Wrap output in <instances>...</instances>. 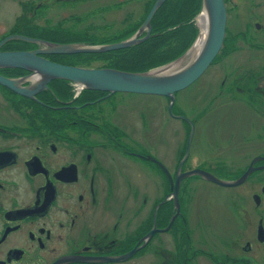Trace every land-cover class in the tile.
<instances>
[{"label": "flooded vegetation", "instance_id": "af4514ba", "mask_svg": "<svg viewBox=\"0 0 264 264\" xmlns=\"http://www.w3.org/2000/svg\"><path fill=\"white\" fill-rule=\"evenodd\" d=\"M92 1L113 0H0V13L10 3L57 17ZM237 26L228 34L227 24L230 45L218 61L227 56L230 69L213 103L195 105L197 118L179 93L172 107L163 97L152 122L160 109L146 102L158 96L59 80L34 100L0 85V264H264V186L253 182L250 203L252 181L264 178V17ZM14 30L0 31V42ZM56 56L44 57L63 64ZM54 83L71 87L67 101Z\"/></svg>", "mask_w": 264, "mask_h": 264}, {"label": "water", "instance_id": "95a60500", "mask_svg": "<svg viewBox=\"0 0 264 264\" xmlns=\"http://www.w3.org/2000/svg\"><path fill=\"white\" fill-rule=\"evenodd\" d=\"M167 1L156 0L141 27L131 37L117 43L60 44L24 36L5 38L0 42V70L19 69L30 72V75L20 79H11L0 75V85L35 100L36 95L47 90L51 82L61 80L75 84L80 91L163 96L170 99L172 107L176 101V94L192 86L204 75L223 47L228 20L225 0H202L201 10L194 19L197 26L200 24L199 33L192 46L177 60L147 72H126L112 68H80L51 62L44 57L49 55L105 54L139 46L153 36L152 20ZM203 17L205 18L204 28L201 26ZM198 21L200 22L198 23ZM10 40L33 44L38 49L2 51L3 46ZM252 172V169L249 170L243 179ZM203 175L225 186H235L240 183V181L225 183L212 176ZM176 194H178V189H176Z\"/></svg>", "mask_w": 264, "mask_h": 264}, {"label": "rangeland", "instance_id": "374dc122", "mask_svg": "<svg viewBox=\"0 0 264 264\" xmlns=\"http://www.w3.org/2000/svg\"><path fill=\"white\" fill-rule=\"evenodd\" d=\"M114 1V0H113ZM112 1V2H113ZM122 2V9L119 11H110L109 9H101L102 7H107L111 3L110 2H91L89 5H87L84 9L79 10H71L69 12H65L62 14H59L57 17L54 15H41V16H35L31 15V13L22 14L20 9H17L18 7L16 5H12L10 3H7L2 12L0 13V18L2 19V23L0 24V31H13V34L16 32V34L11 36H24V37H31V34L35 31L36 26H41L40 22L45 21L46 18H53V21H59L61 19L67 18V17H80L85 18L84 21L80 22L77 20H71L67 21L65 23L66 25H63L65 29L67 30H74V31H81L84 33V31H91V33H94L93 35H106V36H112L117 34L120 30L125 29V25L128 21L130 22H139L142 20V18L145 17V15L148 14L150 9V4L154 2V0H120ZM50 2V0H48ZM169 2V3H168ZM168 6L164 7L163 11L164 13H161L158 15V18L156 22L158 24H161L163 22H166L167 20H177V15L180 16L184 13V7L190 5L193 0H168ZM225 4L227 7V13H228V27H230L231 31L228 32V34L233 33L234 31V25L237 28L239 21L241 18H249L250 16L261 18L264 17V0H225ZM103 5V6H100ZM77 7V6H76ZM160 10V9H159ZM95 14H94V13ZM131 13V14H129ZM230 14V15H229ZM261 15V16H257ZM19 20H22L20 26ZM230 21V23H229ZM200 21H198L199 23ZM233 23L234 25H230ZM45 24V23H44ZM153 25V24H152ZM197 28H200V24H198ZM18 26V27H17ZM24 32L20 33L22 29H24ZM153 29V26H152ZM199 33V31H198ZM182 36V39L179 38ZM178 36L175 39L170 40L167 42L166 45H163L162 48H159L158 55L162 58L163 56L169 55V53H172L175 51V48L179 47L181 44H184L187 41V35L182 34ZM198 37V35H197ZM32 38H39L37 36ZM41 39V38H39ZM230 42H226L223 44L222 49L220 50V53L218 55L219 59L216 58L213 64L210 66V68L202 75L192 86L189 88L179 92L177 95V102L186 103L190 105L191 110L190 113H192V117L197 118L199 117L200 110L203 109L199 106H195L199 103H213L216 93L219 92V88L216 86H219L221 80L223 79V75L227 73V71L230 69V61L228 63L227 56H223L222 60H220V56L222 53L228 52L227 50L229 47L226 48V46H229ZM228 44V45H227ZM25 48H32L30 46H27L26 42L19 41V40H10L7 42V45L2 48V51L4 52H15V51H23ZM252 55L245 50H242L237 55ZM56 57H62L65 59H60V62L68 66H74V67H80V68H87V69H96V68H106L107 64L111 61H114L116 59H119L118 56L116 57H100V56H91V55H85V54H78V55H70V56H56ZM242 61V60H241ZM232 63V61H231ZM241 64L240 62L238 63ZM219 77V78H218ZM14 79V78H11ZM52 88L59 93L60 96L64 98L65 101L69 99L71 94V87L54 83L52 85ZM224 96L226 94L224 93ZM160 98H152L148 97V100L146 103H151L155 108H159V114L156 113L151 116V120L154 122L160 118H162L163 108L167 106L168 102L163 99V96H158ZM162 97V98H161ZM88 99L84 98L81 103L87 102ZM217 102L224 101L226 102V97L223 100H217ZM225 118V117H224ZM151 122V123H152ZM159 121H157L155 124H158ZM142 122L139 120H136V126L140 127ZM207 124H204L206 126ZM213 133H220L219 130H214ZM224 135L227 136V133ZM206 150H210L209 146H205ZM236 161H242L237 160ZM260 181V183H259ZM253 182H256L260 187L264 186V178L259 179L256 178L252 181L250 185V203L251 206L253 205L252 202V194L253 190L256 188L257 184L254 185ZM226 247V246H225ZM157 264V263H156Z\"/></svg>", "mask_w": 264, "mask_h": 264}, {"label": "trees", "instance_id": "16d2710c", "mask_svg": "<svg viewBox=\"0 0 264 264\" xmlns=\"http://www.w3.org/2000/svg\"><path fill=\"white\" fill-rule=\"evenodd\" d=\"M202 6V0H193V2L184 7L183 15H177V20H167L161 24L156 22L158 15L164 13L163 6L158 10L155 17L152 20V34L153 36L145 43L128 49L112 51L105 54H85L91 56L100 57H116L119 59L111 61L107 64L106 68H112L120 71L126 72H147L151 69L164 66L170 62H173L184 55L187 50L192 46L198 35V28L195 25L194 19L200 12ZM151 10V4L150 9ZM148 12V14H149ZM94 13V12H93ZM95 14V13H94ZM131 14V13H129ZM147 14V15H148ZM132 15V14H131ZM147 15L142 18L139 22L128 21L125 25V29L120 30L117 34L112 36L106 35H93L91 31H74L67 30L63 25L66 22L55 25L49 22L45 26H36L35 31L31 34V37H39L49 42L60 43V44H71V43H90V44H107V43H117L124 41L131 37L143 24ZM74 20L84 21L85 18L74 17ZM186 34L187 41L181 44L179 47L175 48V51L169 53L167 56L162 58L158 55L159 48L166 45L172 39L178 36ZM179 38L182 39V36Z\"/></svg>", "mask_w": 264, "mask_h": 264}, {"label": "bare ground", "instance_id": "6f19581e", "mask_svg": "<svg viewBox=\"0 0 264 264\" xmlns=\"http://www.w3.org/2000/svg\"><path fill=\"white\" fill-rule=\"evenodd\" d=\"M204 17L202 18V22H201V26H202V28H204L203 26H204ZM201 21V20H200ZM50 61V60H49ZM52 62V61H51Z\"/></svg>", "mask_w": 264, "mask_h": 264}]
</instances>
